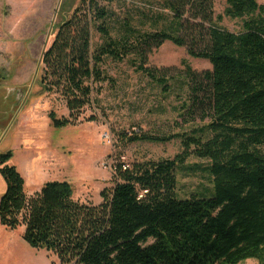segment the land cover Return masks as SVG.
I'll list each match as a JSON object with an SVG mask.
<instances>
[{"label": "trees", "instance_id": "16d2710c", "mask_svg": "<svg viewBox=\"0 0 264 264\" xmlns=\"http://www.w3.org/2000/svg\"><path fill=\"white\" fill-rule=\"evenodd\" d=\"M157 1L170 19L154 32L125 22L113 36L109 5L115 0H79L57 24L41 54L39 83L68 114L48 112L50 124H75L86 108L100 107L102 83L112 80L102 68L106 58L132 57L136 69L166 89L165 77L146 63L154 48L171 41L211 65L201 72L186 65L184 72L181 107L202 125L169 136L124 133L130 140L177 137L183 150L172 159L114 164V185L98 204L75 200L64 180L27 194L23 176L7 163L11 152L0 153V223L23 225L27 244L51 251L60 264H238L248 258L264 264V5L226 0L223 15L242 20L233 32L214 13V0ZM93 30L102 38L95 48ZM190 155L209 161L212 189L178 198L176 169Z\"/></svg>", "mask_w": 264, "mask_h": 264}, {"label": "rangeland", "instance_id": "374dc122", "mask_svg": "<svg viewBox=\"0 0 264 264\" xmlns=\"http://www.w3.org/2000/svg\"><path fill=\"white\" fill-rule=\"evenodd\" d=\"M264 5V0H257ZM79 0H0V153L10 151L8 164L23 176L27 194L51 180L70 183L75 200L98 204L101 192L113 187V165L118 162L172 159L183 148L179 138L167 141L130 140L124 133L169 136L202 125L182 109L187 100L186 65L193 71L211 69L208 60L188 54L186 46L164 41L148 54L146 66L165 77V88L136 69L132 57L106 58L102 68L112 78L102 83L100 107L86 108L75 124L51 126L48 112L68 114L55 94L41 90V54L55 27ZM111 34L125 22L154 32L170 19L157 0H115ZM226 0H214L215 14L223 15ZM159 12L164 18L158 19ZM118 18V19H116ZM158 20V21H157ZM221 24L238 32L242 20L223 15ZM92 48L102 38L92 31ZM95 115L96 118H88ZM108 138H104V134ZM209 161L194 155L176 169L174 195L185 198L212 189ZM5 181L0 174V197ZM24 226L9 229L0 223V264H60L51 251L36 249L23 239ZM71 264V263H69ZM238 264H259L248 258Z\"/></svg>", "mask_w": 264, "mask_h": 264}, {"label": "built area", "instance_id": "2783aa9c", "mask_svg": "<svg viewBox=\"0 0 264 264\" xmlns=\"http://www.w3.org/2000/svg\"><path fill=\"white\" fill-rule=\"evenodd\" d=\"M103 136H104V138H107V139H109V138H108V134H107V133H105ZM124 168H125V167H124Z\"/></svg>", "mask_w": 264, "mask_h": 264}]
</instances>
